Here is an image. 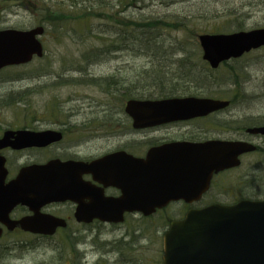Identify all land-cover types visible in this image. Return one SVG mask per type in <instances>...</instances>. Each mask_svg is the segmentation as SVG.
<instances>
[{"label": "rangeland", "instance_id": "obj_1", "mask_svg": "<svg viewBox=\"0 0 264 264\" xmlns=\"http://www.w3.org/2000/svg\"><path fill=\"white\" fill-rule=\"evenodd\" d=\"M136 1L129 7L123 4L118 8L120 15L111 20L107 17L109 13L104 14L103 19H98L95 13L94 18L85 22L65 21V26L56 27L57 31L52 25L47 26L53 30H46L41 38L45 48L44 58L35 59L22 67L5 69L1 73L0 96L6 95L14 104L5 106L6 102H0V112L80 113L79 116H74L73 121L77 117L101 116L100 114L105 111H120V102L116 99L118 96L113 97L105 92L107 89L111 90V83L115 86L114 80L124 81L120 87L129 86L128 88L135 90L138 95L153 94V84L160 82L159 73L162 70L168 75L175 72L174 67L169 65L172 60L175 61L186 54L197 57L196 53H200L202 56L198 41L187 50L169 49L167 51L172 55L169 54V59L166 60L167 67L161 70L155 65L154 58L139 49L138 45L115 40L116 35L108 24L119 27L120 22L124 26L130 24L132 18L135 20L167 17L182 24L189 21L188 23L194 27L190 35L179 28L169 33H165V30L158 31L165 33L163 38L169 45L190 41L192 33L194 38L203 31L234 33L238 32L239 28L242 31L264 28V0ZM125 12L127 17L124 15ZM6 14L0 19V29L27 30L38 26L34 18L22 10L17 13L8 11ZM237 27L239 28L236 31ZM103 29L104 31L106 29V32L102 33ZM115 33H118L117 29ZM114 46L119 47L118 51H109ZM95 53L104 54L105 57L95 58ZM229 65L235 67L237 72L230 71V66L224 65L214 76L212 73L209 77L211 79L198 81L204 92L198 96L214 98L234 96L229 109L203 122L201 126L210 130L213 127L218 129L220 125L222 130L214 136L223 138L233 136L227 132L228 126L231 125L233 128L244 126L245 122L240 124L244 117L264 116V48L248 54L239 61L230 62ZM146 77L150 78L149 81ZM153 90H156V87ZM115 91L116 88L111 93L116 94ZM191 91L194 92L193 89ZM121 95H124V92H121ZM19 98H23L22 102H19ZM210 134L212 136L213 132ZM261 145L264 146V142ZM106 147L108 148L104 142H98L94 145L93 152L94 154L101 152ZM243 163L242 168L233 173L235 179L246 173L251 174V181L261 175L264 177L262 154L247 157ZM151 224L149 220L140 222V229L143 230L141 235H144L140 238L134 256H129H136L135 261L141 260L144 264L147 261L148 264H156L158 257L162 255L161 240L154 234L152 226L149 227ZM133 225L137 226V223ZM55 239L57 240L55 245L54 242L48 241L36 245L32 243L34 240L22 233L6 234L0 241V264H113V260L109 261L108 255L105 254L111 247H107L99 237L95 239L96 245L89 244V240L92 239L89 237L86 238V245L78 247L80 253L87 255V258L81 257L80 253L79 255L73 253V247H68L61 237ZM48 244H52L51 247ZM91 245L97 248L93 250L95 247L92 248Z\"/></svg>", "mask_w": 264, "mask_h": 264}, {"label": "water", "instance_id": "obj_2", "mask_svg": "<svg viewBox=\"0 0 264 264\" xmlns=\"http://www.w3.org/2000/svg\"><path fill=\"white\" fill-rule=\"evenodd\" d=\"M44 32L41 26L26 31H0V71L29 64L35 57L42 58L44 48L39 38ZM198 41L203 59L217 69L223 62L263 48L264 28L233 34H202ZM228 106L229 102L188 98L162 102L129 101L126 111L133 118L134 127L143 129L165 120L207 116ZM247 132L264 136V127ZM9 135L0 142V148L5 146ZM21 135L24 142L25 134ZM167 149L171 156L167 179L154 172L156 150H151L146 160L127 158L120 153L87 166L95 178L102 181L105 176L103 164L115 156H126L125 185H120L123 196L118 201H110L117 212L106 211L101 205L94 216L102 221L121 222L124 211L139 210L150 216L157 207L172 201H198L214 172L239 166V156L257 148L248 143L211 141L175 144ZM75 165L78 164L54 161L45 166L26 168L15 180L5 183L7 170L5 160L0 158V224L9 231L20 226L26 232L53 236L58 227L65 226L64 222L56 218L43 220L37 214L15 222L10 219V214L19 205L38 213L46 204L76 200L80 183L73 173ZM100 199L101 204L107 205L102 194ZM85 209L79 208L77 215H87ZM2 234L0 228V238ZM164 247L163 264H264V200H246L234 206L213 205L190 211L185 219L172 223Z\"/></svg>", "mask_w": 264, "mask_h": 264}, {"label": "flooded vegetation", "instance_id": "obj_3", "mask_svg": "<svg viewBox=\"0 0 264 264\" xmlns=\"http://www.w3.org/2000/svg\"><path fill=\"white\" fill-rule=\"evenodd\" d=\"M180 60L186 62L189 58L186 54V56L177 58L175 61L172 60L169 65L174 67L175 72L168 75L163 70L160 79H158L160 82H155L152 86L153 89L156 87V90L152 89V92L155 93L154 96L126 97L121 95V92L125 94V87H120L124 81L114 80L115 87H117L116 94H110L108 89L105 92L113 97L118 96L116 99L120 102V111H105L100 114L101 116L92 118L87 116L77 117L73 121L74 116H79L80 113L62 114L51 111L15 114L0 112V142L4 140L7 134H10L4 142L5 146L0 148V157L5 159L7 170L6 183L16 179L21 170L25 168L44 166L52 161L59 160L62 163L80 164L75 165L73 171L75 178L80 183V185H77L79 191L76 200L46 204L40 208L38 213L27 206L20 205L11 213L13 221L30 218L37 214L43 220L56 218L64 222L65 226L58 227L52 237L25 232L19 226L13 232L5 231L4 235L22 233L34 240L32 243L40 244L48 241L50 243L54 242L53 245L57 242L55 238L61 237L68 247H73L72 252H76L78 255L80 253L78 247L87 244L86 238H92V242L88 239L89 244L96 245L95 239L99 237V240L107 244V247H111L109 251L105 249V254L108 255L109 261L113 260V264H144L141 260L135 261L136 256H133L139 247L137 245L140 238L144 235H141L143 230L140 229V222L149 220L152 222L149 227L152 226L154 234L161 240L162 245V255L158 257L156 264H163L165 237L171 228V224L183 220L190 211L203 210L213 205L233 206L244 200H264V197L256 198L253 196L255 192H253L250 173H246L239 179L233 177V173L242 168L245 158L259 153L264 156V146L261 145L264 142V137L254 136L247 132L248 129L256 126H236L233 128L230 125L226 130L233 136L228 138L214 136L215 133L222 130L220 125H218V129L213 127L210 130L201 127L203 122L229 109L233 103L231 99L226 97L214 98L190 93V81L182 72L185 64H181ZM206 66L208 67L207 64ZM166 67L164 65L159 68ZM3 71H0V75ZM109 79H106V81L110 82ZM8 98L6 95L0 96V102L7 103V101H10ZM188 98L219 100L229 102V106L206 117L176 121L165 120L146 129L135 128L131 115L126 111V103L129 101L162 102ZM210 132H213L212 136ZM22 133L25 134L24 142L20 139ZM31 136L32 138H30ZM211 141L248 143L256 146L257 149L242 154L239 157V167L214 172L207 190L198 201L192 203L185 200L173 201L157 207L150 216H144L139 210L124 211L123 221L121 222L102 221L94 216L101 205L106 211L117 212L116 207L110 205V201H118L123 196L120 185L124 184L125 171L123 168L126 165V156H115L103 164L105 178L103 177L102 181L97 180L93 172L84 166L87 167L96 161L119 153L127 154V158L146 160L148 153L151 150H156L154 172L156 175H162L167 179L168 163L171 160L168 146L186 143L203 144ZM98 142H104L108 148L106 147L103 151L94 154L93 148ZM101 194L103 199L108 201L106 202L107 205L99 202ZM83 207L86 208L87 215L79 217L77 215L79 208ZM133 223H137V226ZM117 233L121 235L118 236ZM53 239L55 241H52ZM51 245L48 244L50 247ZM92 245L91 247H95L93 249L95 250L97 246ZM80 255L87 258L84 253H80ZM131 255L133 256L129 257ZM147 262L145 264H148Z\"/></svg>", "mask_w": 264, "mask_h": 264}, {"label": "trees", "instance_id": "obj_4", "mask_svg": "<svg viewBox=\"0 0 264 264\" xmlns=\"http://www.w3.org/2000/svg\"><path fill=\"white\" fill-rule=\"evenodd\" d=\"M139 1H143V0H139ZM133 2H137V1L136 0H0V19L3 18L6 12L8 11H10L11 13H17V11L22 10L26 14L31 15L36 21V24L38 23V26H44L46 30L48 29L53 30L52 28L47 27V26L51 27L52 25L55 31H57L56 27L62 28L61 26H65V21H73L78 23L83 21L85 22L94 18L93 15L95 13L98 16L97 17L98 19H103V17H105V15L108 13H109V16H107L108 19L111 20L117 18V16L120 15V11H119L120 9L118 10V8H120L123 4L128 7L132 6L134 5ZM125 9H127V7ZM126 12L124 13V15L127 17ZM131 20L132 21H130V24L128 25L123 26V24H120V22H118L119 27L113 24H108V26H110V29L113 30V34L116 35L115 40H117L118 42L122 41L123 43L126 44L128 42L130 45L131 44L138 45L139 49H141L143 52H147L154 58L155 65L157 67L166 65L165 64L166 60L169 59V54H170L167 50L169 49H174L179 51H183L184 49L187 50L189 46L193 45L194 42L195 43L197 42V36L200 34L198 33L194 36V38H192L193 37L192 36L193 33H192L190 36L191 37L190 41L169 45L166 43V40L163 38L165 33H169L170 31L179 28L184 33L190 35V32L194 27H192L188 23L189 21L182 24L179 21L174 22L168 19L167 17L150 18V19L139 18L135 20L132 18ZM120 27H125V28L123 29ZM238 28L239 27H237L236 31L238 30ZM116 29L118 30V33H115ZM160 30H165V33L158 32ZM238 31H242V29L239 28ZM103 32H106V29L105 31L103 29L102 33ZM202 33H207V32L203 31ZM112 48H113L112 50L109 49L107 50L114 52V51H118L117 48L119 47L114 46ZM170 55H172V53ZM187 56L189 60H187L186 62L180 60V63L185 64L184 70H182V72L190 81L189 92L195 95H203L204 94V92H202L203 87L199 85L198 81L211 79L209 77L212 75V73L214 76L215 72H219V71H213L210 68H208L205 64L199 62L200 53H196L197 57H194L192 54H187ZM94 57L102 59L103 57H105V55L95 53ZM225 66L228 67L230 65L228 63ZM229 70L237 72V69L235 67L233 68L230 66ZM162 72L159 73V78L162 75ZM146 78L148 79L149 77ZM128 87L124 88L125 89L124 96L126 97L140 98V97L155 95V93L153 94L143 93L142 95H138L136 94L135 90H131ZM115 88L117 87H115L111 83L110 94L111 91H113ZM192 89L196 93L192 92L191 91ZM210 93H213V91H210ZM233 97L228 96V98L231 99L232 102L234 100ZM18 100H20L19 102H22L23 98H19ZM12 104L14 103H11V101H7L5 106H9ZM240 124H243L244 125L243 127L264 125V116L262 117L259 116L258 118H253L250 116L244 117L242 123ZM252 185H253V189L255 190L253 191L255 192L253 196L256 198L264 197L263 175L252 180Z\"/></svg>", "mask_w": 264, "mask_h": 264}]
</instances>
